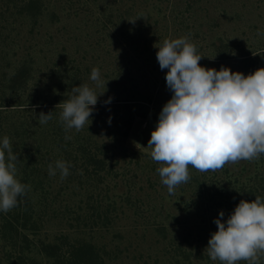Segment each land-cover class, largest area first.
<instances>
[{
    "label": "rangeland",
    "instance_id": "rangeland-1",
    "mask_svg": "<svg viewBox=\"0 0 264 264\" xmlns=\"http://www.w3.org/2000/svg\"><path fill=\"white\" fill-rule=\"evenodd\" d=\"M30 1L0 0V77L5 74V82L13 85L7 79L17 69L31 71L27 83L16 86L21 91L16 103L57 106L70 97L72 87L85 83L97 94L106 91L91 122L63 136L56 134L64 128L59 106L43 125L37 111L26 112L25 105L3 113L0 142L8 136L12 148L23 152L30 143V156L41 172L27 181L30 190L21 198L30 199L37 220L36 230H24L30 246L22 237L12 242L2 233L6 213L0 211V264H17L19 255L22 262L25 256L45 262L39 243L65 251L68 242L79 240L94 244L105 264H220L205 250L217 231L214 219L223 210L226 220L241 199H264V155L214 172L190 166L189 182L170 195L156 171L160 164L147 148L172 96L168 70L160 69L155 46L188 36L204 56L201 66L253 73L264 68V36H257L264 33V0ZM93 68L108 81L106 89L91 81ZM6 85L0 82L1 88ZM89 140L91 149L100 150L99 168L86 164L80 151L79 143ZM57 160L70 165L64 179L58 170L48 174ZM23 165L16 166L20 182Z\"/></svg>",
    "mask_w": 264,
    "mask_h": 264
},
{
    "label": "clouds",
    "instance_id": "clouds-1",
    "mask_svg": "<svg viewBox=\"0 0 264 264\" xmlns=\"http://www.w3.org/2000/svg\"><path fill=\"white\" fill-rule=\"evenodd\" d=\"M257 36L264 33L258 31ZM155 47L160 69L168 70L165 80L172 96L159 113L147 148L153 161L160 164L156 171L170 195L189 182L190 166L199 172H214L226 164L258 160L264 155V68L248 75L225 66L205 68L199 63L204 56L198 54L188 36L164 39ZM90 79L96 87L106 89L108 81L101 79L98 68L92 69ZM105 91L97 94L86 83L71 88L70 97L57 105L62 109L59 119L66 132H79L91 122L98 98ZM37 117L41 125L47 124L53 118L52 111ZM18 160L9 137L4 136L0 142V211L5 213L17 205V197L30 190V185L17 179ZM69 167L57 160L55 166L49 164L48 174L55 176L58 170L64 179L70 174ZM224 215L221 210L214 219L217 231L205 249L210 259L220 264H261L264 199H241L226 220Z\"/></svg>",
    "mask_w": 264,
    "mask_h": 264
},
{
    "label": "trees",
    "instance_id": "trees-1",
    "mask_svg": "<svg viewBox=\"0 0 264 264\" xmlns=\"http://www.w3.org/2000/svg\"><path fill=\"white\" fill-rule=\"evenodd\" d=\"M33 0L30 1L32 3ZM0 33H2V30H0ZM31 74V71L26 69L24 71H21L17 69L14 74L12 73L11 77H8L7 80L11 81L10 85L9 82H5L6 76L5 74H2L0 77V82L4 85H6V89L0 87V118L2 117L4 112H8L7 110L11 109V107L21 106L25 105L23 109H26V112H33V114L36 113L40 114L41 112H44L47 114L48 112L52 111V113L58 112V109L56 108V105L51 106V104L48 106L47 103L45 102H37L34 101L35 103H30L28 104H20L16 102H21L19 98L21 91L17 89L16 86L20 88L23 87L28 80V76ZM55 75H52L51 79L54 78ZM2 78V79H1ZM22 79L21 84L17 82V80ZM26 80V81H24ZM24 82V83H23ZM16 84V85H15ZM7 90H13V92L10 96H6L5 94L7 93ZM61 95V94H60ZM59 95V96H60ZM63 96V95H62ZM61 98L63 99L64 97ZM15 100V101H14ZM55 102H53L54 104ZM60 103V102H58ZM55 103V104H58ZM13 109H22V108H13ZM25 111V110H24ZM32 115V114H30ZM29 116V115H27ZM32 117V116H30ZM2 119H0V127L2 126ZM56 134L58 133L59 136H63V133L66 132L64 128H59L56 130ZM22 136V134L20 135ZM22 142L24 138L20 137L19 138ZM62 142L61 138H59L58 143L60 144ZM70 142L68 141L65 143V145L69 144ZM28 146L25 147V144L23 145L24 152L21 150V147L19 150H16L17 146H14L13 151L15 154L18 155V162H16V166L18 168L21 167V162H24V165L22 166L23 170V177L21 179V183L27 185L28 180H34L33 178H36L40 175V167H36V160L32 155L30 156V143H27ZM90 140L85 142V143H79L80 151L83 153V158L86 162V164H91L95 163V166H99V162H101V159L97 158V154L99 153V149L95 147V149H91L89 147ZM30 146V147H29ZM32 148V147H31ZM97 149V150H96ZM16 150V151H15ZM78 152V149H76ZM102 150V149H101ZM39 151L35 150L34 154H38ZM98 160V161H97ZM99 168V167H98ZM32 178V179H31ZM23 196V195H22ZM22 196L17 197L18 203L17 205L8 211L6 215L3 217L2 221V233L6 235L12 236V242H17L18 237H22L21 241L23 243H26V245H29V236L24 232V230H36L37 225L36 222L37 220L34 219V213H33V205L30 202V199L27 198L25 199L26 201H22L21 198ZM68 247L66 248L67 250H63L62 247L59 245L51 244V243H46V242H41L38 244V249L44 255L46 256L45 262H41L38 260L36 257H24L26 261H23V258H21V255H19L20 261L16 260L14 262H17V264H105L104 259H101L100 254L95 250V245L88 242V241H75V242H68ZM30 246V245H29ZM29 250V248H28ZM28 261V262H27ZM261 264H264V260L261 261Z\"/></svg>",
    "mask_w": 264,
    "mask_h": 264
}]
</instances>
